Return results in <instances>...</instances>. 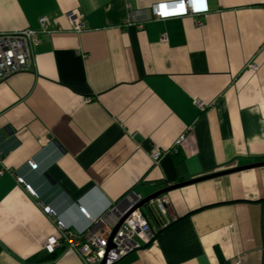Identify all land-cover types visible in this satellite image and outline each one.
I'll return each instance as SVG.
<instances>
[{
    "label": "crops",
    "instance_id": "0c3cea01",
    "mask_svg": "<svg viewBox=\"0 0 264 264\" xmlns=\"http://www.w3.org/2000/svg\"><path fill=\"white\" fill-rule=\"evenodd\" d=\"M167 1L0 0V33L42 16L53 31L0 83V264H85L65 244L44 250L58 231L43 207L79 234L127 194L264 162V0L154 19ZM163 195L169 218L144 210L153 241L114 264H264V166Z\"/></svg>",
    "mask_w": 264,
    "mask_h": 264
},
{
    "label": "built area",
    "instance_id": "2783aa9c",
    "mask_svg": "<svg viewBox=\"0 0 264 264\" xmlns=\"http://www.w3.org/2000/svg\"><path fill=\"white\" fill-rule=\"evenodd\" d=\"M206 11V0H197L196 2L195 0H173L156 4L153 18L165 20L180 16L197 17ZM68 17L74 31L82 32L84 30V23L79 11L70 12ZM39 22L38 30L27 29L0 33V83L31 67L33 63L32 50L39 43L41 34L53 32L51 21L47 16H42ZM197 24L201 25L202 23L198 21ZM139 27L141 28L142 25ZM166 40L167 34L164 33L162 41ZM248 68L255 72L257 66L252 63L248 65ZM195 105L200 109L205 107L198 100L195 101ZM184 140L185 136H180L170 151L155 148L151 154L154 164H158L164 154L178 152ZM29 164L32 169L38 167L32 161ZM3 174L4 170L0 172V175ZM18 182L24 183L21 178H18ZM26 189L32 196H36L30 185H26ZM142 199L135 193L127 194L120 202L110 207L103 216L92 221L87 230L79 234H74L66 229L64 224L55 218L54 212L49 207H43L44 212L53 219L58 231V235L52 234L44 241V250L52 254L65 244L68 249L80 255L85 264H101L102 262L114 264L134 250L149 245L156 235L157 231L151 225L144 211L146 208L133 209ZM147 207H155L161 217L169 218L170 200L167 195L151 199L147 203ZM80 210L83 214H87L85 208L80 207ZM123 218L125 219L121 223Z\"/></svg>",
    "mask_w": 264,
    "mask_h": 264
},
{
    "label": "water",
    "instance_id": "95a60500",
    "mask_svg": "<svg viewBox=\"0 0 264 264\" xmlns=\"http://www.w3.org/2000/svg\"><path fill=\"white\" fill-rule=\"evenodd\" d=\"M260 166H264V162L255 163V164H251V165H247V166H241V167H238V168H232V169H229V170H224V171H221V172H216V173L208 174V175H205V176H201V177L195 178L193 180H189V181H184V182H180V183H177V184H173L171 186H168V187H166L164 189H161V190L151 194L150 196H147V197L143 198L133 209L146 208L147 207V203L151 199H155V198H157V197H159V196H161L163 194H166V193H168L170 191H173L175 189H178V188H181V187H184V186H187V185L195 184V183H198L200 181L207 180V179H212V178H215V177H219V176L227 175V174H230V173H234V172H237V171H240V170H244V169H248V168H252V167H260ZM124 219L125 218H123L121 220V223H122V221ZM101 264H105V262H102Z\"/></svg>",
    "mask_w": 264,
    "mask_h": 264
}]
</instances>
